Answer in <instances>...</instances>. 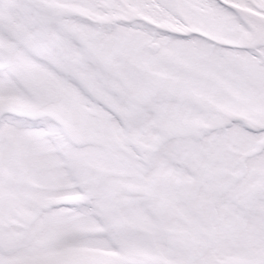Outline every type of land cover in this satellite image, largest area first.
Listing matches in <instances>:
<instances>
[{
  "label": "snow or ice",
  "instance_id": "1",
  "mask_svg": "<svg viewBox=\"0 0 264 264\" xmlns=\"http://www.w3.org/2000/svg\"><path fill=\"white\" fill-rule=\"evenodd\" d=\"M0 264H264V0H0Z\"/></svg>",
  "mask_w": 264,
  "mask_h": 264
}]
</instances>
